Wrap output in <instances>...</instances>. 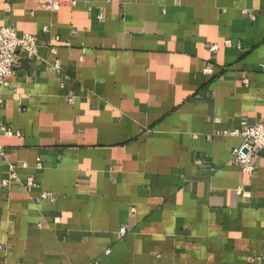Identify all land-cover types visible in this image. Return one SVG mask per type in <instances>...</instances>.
I'll return each mask as SVG.
<instances>
[{
	"label": "crops",
	"instance_id": "obj_1",
	"mask_svg": "<svg viewBox=\"0 0 264 264\" xmlns=\"http://www.w3.org/2000/svg\"><path fill=\"white\" fill-rule=\"evenodd\" d=\"M39 4L0 0L40 43L0 86V264H264V154L224 133L264 121V0Z\"/></svg>",
	"mask_w": 264,
	"mask_h": 264
},
{
	"label": "built area",
	"instance_id": "obj_2",
	"mask_svg": "<svg viewBox=\"0 0 264 264\" xmlns=\"http://www.w3.org/2000/svg\"><path fill=\"white\" fill-rule=\"evenodd\" d=\"M76 3V2H74ZM63 0H40L39 8L56 11L59 10ZM226 46H237L232 40L225 41ZM40 43L37 37L30 33H19L13 25L0 26V86H8L9 78L14 74L19 62L18 53L23 52L29 58H35L38 55ZM210 50L215 52L218 50L217 45L210 46ZM85 52V51H84ZM52 69L57 72L62 70V62L57 59L51 64ZM207 70L211 71V67ZM73 101V99H70ZM227 135H236L243 138V143L240 147L232 150V161L237 164L244 174L251 175L255 172V165L253 163L254 157L260 153L264 154V121L256 122L253 125H246L242 128L225 131ZM20 135V132L13 130V128L7 124H0V155L5 156V151L1 142L2 136H14ZM38 168H42V163L38 160ZM21 181L14 166H11V172L8 178L3 179L2 185L4 187H10L12 183ZM26 187L36 186L37 180L30 176L26 182H21ZM42 200H49L54 202L56 195L53 192L45 191L40 196L35 198L37 203ZM129 231L128 226H122L119 230L121 236H125ZM106 253H110L109 248L106 249ZM92 264H98L97 261Z\"/></svg>",
	"mask_w": 264,
	"mask_h": 264
}]
</instances>
